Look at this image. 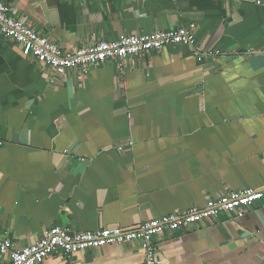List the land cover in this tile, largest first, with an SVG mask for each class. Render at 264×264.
<instances>
[{"label":"crops","instance_id":"crops-1","mask_svg":"<svg viewBox=\"0 0 264 264\" xmlns=\"http://www.w3.org/2000/svg\"><path fill=\"white\" fill-rule=\"evenodd\" d=\"M4 1L62 52L194 25L202 57L176 45L56 75L0 36V234L15 247L56 226L136 230L264 186V0ZM154 241L157 264H264V198ZM73 259L142 252L130 241Z\"/></svg>","mask_w":264,"mask_h":264},{"label":"built area","instance_id":"built-area-1","mask_svg":"<svg viewBox=\"0 0 264 264\" xmlns=\"http://www.w3.org/2000/svg\"><path fill=\"white\" fill-rule=\"evenodd\" d=\"M174 2L175 0H170ZM0 36L15 42L22 55L43 62L54 74L63 75L69 69H81L105 64L110 60L123 62L130 56L160 51L166 47L184 45L192 48L198 61L201 55L195 50L194 25L150 34H129L115 42H96L90 46L77 47L62 52L47 37L40 35L12 16V9L0 0ZM219 55L215 50L209 52ZM264 54V50L261 52ZM264 198V186L229 191L216 200H208L202 207H191L182 212H173L144 222L136 230L118 227L89 232H70L63 227H52L43 232L33 244L17 248L12 240L0 234V264H44L49 256L60 252L64 264H78L73 259L80 250L98 248L107 244H124L138 241L142 252L140 264H157L154 239L165 233L186 231L196 223L212 222L220 215L242 218L245 209Z\"/></svg>","mask_w":264,"mask_h":264}]
</instances>
